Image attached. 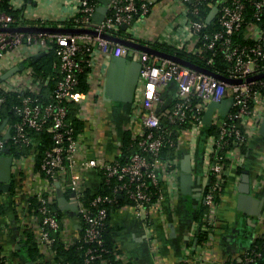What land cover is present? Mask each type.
<instances>
[{
  "label": "built area",
  "instance_id": "1",
  "mask_svg": "<svg viewBox=\"0 0 264 264\" xmlns=\"http://www.w3.org/2000/svg\"><path fill=\"white\" fill-rule=\"evenodd\" d=\"M3 1L0 28L23 26L13 25L16 17L3 8ZM32 1L8 0L13 10L22 9L25 19L45 23L25 26L68 27L52 23L73 20L71 27L90 28L96 33L0 29V77L24 64L0 80V158L11 157L10 188H0V203L7 208V213H0V229L19 227L22 244H26L27 231L33 232L44 260L57 262L54 244L60 239L66 246L78 244L83 264H94L98 259L108 264L103 258L109 252L104 231L115 207L133 208L145 228L151 226L154 213L166 226L163 202L180 196L181 162L188 155L192 174L199 173L201 181L207 178L206 183H198L208 210L203 223L194 221L195 236L201 230L209 234L216 227L217 198L226 187L229 170H245L252 148L261 145L254 158L260 173L254 192L260 194L256 198L260 203L257 223L261 224L252 240H264V137L259 133L264 114V76L254 78L264 74V0H110L100 22H94L99 0L98 4L95 0H62L63 13L29 18L26 10ZM162 4L174 19L163 36L149 39L142 35V23ZM207 8L209 12L204 16ZM121 29L125 37L116 34ZM104 35L148 45L167 43L203 61L200 66L238 82L222 80ZM52 48L60 60L58 80L45 94L48 78L37 76L29 58ZM112 56L138 60L141 68L127 126L131 133L128 149L133 150H120V140L119 150L110 159L103 150L89 155L92 147L88 128L92 111L103 102L99 96L107 98L101 81L96 86L99 91L91 90V76L100 69L101 61ZM86 70L89 86L81 91L80 75ZM172 86L175 95L168 100L164 91ZM229 97L232 104L226 115L215 107L211 123L205 124L208 105ZM7 103L11 104L12 118L5 117ZM75 118L84 123L82 130L76 128ZM46 141L51 145L38 164ZM166 149L171 150V156L161 155ZM114 256L129 264L117 248ZM181 262L190 264L186 257ZM0 264H12L1 248ZM226 264H264V241L260 248L248 247Z\"/></svg>",
  "mask_w": 264,
  "mask_h": 264
},
{
  "label": "crops",
  "instance_id": "2",
  "mask_svg": "<svg viewBox=\"0 0 264 264\" xmlns=\"http://www.w3.org/2000/svg\"><path fill=\"white\" fill-rule=\"evenodd\" d=\"M61 2L62 0H54L51 3H47L46 0L32 1L27 5L26 15L29 18H35L63 13ZM173 19L174 15L165 5H158L153 14L142 23V35L149 39L163 36L166 27ZM59 61L58 56L55 64H59ZM109 61L110 59L101 61L100 69L91 76V90L95 91L96 88V91H99L96 87L99 81L102 87L106 85ZM174 91L175 87L172 86L171 89L164 91V96L170 100L175 95ZM99 97L103 102L96 105V109L92 111L93 118L88 128V142L92 147L89 155L95 156L103 150L108 158L113 159L119 150L118 145L123 139L124 132L128 130L129 116L133 106L116 101H112L111 104L105 96L100 95ZM260 146L252 148V154L249 153L245 170L238 171L235 167L229 170L228 181L216 212V227L207 234V239L198 242L194 228L195 216L204 205L198 183H206L207 178L204 177L201 181L199 173H194V184L190 194H184L180 189L179 197H169L163 202L166 226H163V218L154 213L151 226L145 228L143 221L135 216L133 208L126 205L115 207L110 215L109 228L119 254L124 256V260L129 264H179L185 257L188 258L190 264H226L230 259L242 253L248 248L252 238L260 232L261 223L254 222L253 219L249 222L248 215L239 209L238 203L239 190L244 182L245 172L249 174L250 193L255 198L260 196L258 192H254L255 181L259 173L254 166V158L259 154ZM121 147L120 150H122ZM181 172L182 162L180 175ZM228 194L232 197L230 201H228ZM253 209L258 211L257 205ZM257 218L258 216L256 220ZM21 232L22 230L15 226L12 230L0 229L1 250L6 253L12 264H30L25 244H22L23 237L19 236ZM18 244L20 247H17ZM188 249L190 255L187 253ZM40 260L47 264H59L51 259L44 260L43 256ZM121 263L124 264L123 261Z\"/></svg>",
  "mask_w": 264,
  "mask_h": 264
},
{
  "label": "water",
  "instance_id": "3",
  "mask_svg": "<svg viewBox=\"0 0 264 264\" xmlns=\"http://www.w3.org/2000/svg\"><path fill=\"white\" fill-rule=\"evenodd\" d=\"M100 5L97 7V10L94 14V22H100L104 19L107 10L108 4L110 0H99ZM210 20V19H209ZM126 26L123 25V28ZM1 30H9L12 32L16 31H24V32H45V33H96L94 29L90 28H74V27H62V26H15L10 28H0ZM105 37L111 39L112 41L122 43L131 48L139 49L142 51H146L148 53L154 54L158 57L167 58L184 64L188 67H191L196 70L204 71L206 73H210L215 75L216 77L226 80L228 82H238V80L228 79L223 75L216 74L213 71L200 66L199 64L186 59L182 56H179L174 53H170L154 46L143 44L140 42L132 41L120 36L114 35H104ZM45 52L37 53L33 56V58L37 59L41 55H44ZM24 64L21 63L16 67L11 68L5 74L0 77V80L8 77L16 70L23 68ZM141 64L138 60L128 58L127 56L122 57H114L112 56L109 61V65L106 71V85H105V93L106 97L111 101L120 102L123 104H130L133 102L135 97V92L138 85L139 75H140ZM262 75H257L254 78H259ZM232 104V98L229 97L223 100L221 103L211 102L208 105L207 112L204 117V123L210 124L212 113L215 107L219 108L221 111V115L224 116L228 112L230 106ZM259 133L264 137V114L261 120ZM9 148H5V152H8ZM0 179L1 190L8 191L10 188V179H11V157L10 156H2L0 158ZM243 183L240 187V193L238 196L239 209L245 212L249 217V222H252V219L255 221L258 216V211L253 209L255 205L259 206V200L253 197L249 190V174L247 172L243 175ZM194 184V178L192 174V166L191 161L188 155H186L182 160V172L180 175V187L184 194H190L192 186Z\"/></svg>",
  "mask_w": 264,
  "mask_h": 264
},
{
  "label": "trees",
  "instance_id": "4",
  "mask_svg": "<svg viewBox=\"0 0 264 264\" xmlns=\"http://www.w3.org/2000/svg\"><path fill=\"white\" fill-rule=\"evenodd\" d=\"M96 4H98V0H95ZM3 8L6 9L7 11H9L10 13H12L15 17H16V21L15 23H13V25H26V24H30V23H36L37 24H45L42 22H38L39 20H32L29 21L27 19H25L22 16V9L21 10H13L10 7V4L8 2V0H4L3 3ZM209 12V8L205 9L204 11V16ZM54 25H58V24H64L65 26L71 27L72 25L75 24V22L73 20H68V21H60L57 23H52ZM116 34L120 35V36H126L125 31L123 29H121L119 32H117ZM150 45L159 48L161 50L167 51V52H171V53H176L179 56H182L184 58H188L194 62H196L199 65H204L203 61L192 58L190 55H188L187 53L180 51V50H176L175 48H173L172 46L168 45L167 43H150ZM131 57V56H130ZM58 61V56L57 53L55 52V50L52 48L51 50H49L48 52H46L45 55L41 56L38 59H34L32 57L29 58V63L32 67H34V70L36 71L37 76L43 77V78H48V85L46 86V88H44V93L47 94L48 91L50 92L54 85L55 82L58 80L57 77V64H55ZM87 73L88 71H84L81 75H80V79H81V84H80V90L81 91H87L88 90V82H87ZM13 101L16 100V98H11ZM17 101V100H16ZM9 104V105H8ZM10 103H7L5 109V117L10 116V118L13 117V111L10 110ZM76 110V109H75ZM75 117V116H74ZM168 121L165 120L164 124L168 125ZM75 126L78 130H82L84 123L82 121H79L77 118H75ZM130 131H125L123 134V139H122V151H129V150H133L132 148L128 149L129 143L131 141V137H130ZM51 144L49 143V141H46L45 143H43L40 151L41 153L38 155V164L40 159L43 156V151L49 147ZM170 151V153H169ZM244 151H247V147L244 148ZM168 152V154H167ZM171 154V150L170 149H166L163 150L161 155L163 157H165L166 155H170ZM171 156V155H170ZM173 156V153H172ZM124 157V156H123ZM126 158V157H125ZM238 171H241V169H238ZM88 191H90L88 189ZM217 202L219 204L220 202V197L217 198ZM57 209V213L59 216L62 215L60 209L58 208V206H56ZM206 210H208L207 206L203 205V208L198 212V214L195 216L196 221H198L200 224L203 223V216L206 212ZM0 213H7V208L5 207V204L0 203ZM208 231H199L198 232V242L204 241L205 239H207L208 237ZM33 232L27 231V238H26V244H25V250L27 252V256H28V260L30 261V264H47L44 261H41L40 259L42 258L41 252L39 251V248L37 247L34 238H33ZM104 237L106 239V246L109 250V252L104 254V259L108 260V264H122L120 260L115 259L114 256V251L116 246L114 245V240L113 237L110 233V228L109 225L108 227L105 229L104 231ZM263 239L261 238H255L254 240H252V242L249 244V249L251 248H260L261 244L263 243ZM1 248V246H0ZM54 248L57 252L56 255V261L59 264H83V251L79 249L78 244L75 245H70V246H66L64 243L61 242L60 239H57L56 243L54 244ZM94 264H101V261L98 259L94 262ZM179 264H186L184 262H180Z\"/></svg>",
  "mask_w": 264,
  "mask_h": 264
},
{
  "label": "rangeland",
  "instance_id": "5",
  "mask_svg": "<svg viewBox=\"0 0 264 264\" xmlns=\"http://www.w3.org/2000/svg\"><path fill=\"white\" fill-rule=\"evenodd\" d=\"M108 102L110 103L111 102V104H112V101L110 100V99H108ZM227 194V193H226ZM225 194V195H226ZM227 197H228V201H230V199L232 198L229 194L227 195ZM233 200V202H234V199H232Z\"/></svg>",
  "mask_w": 264,
  "mask_h": 264
}]
</instances>
